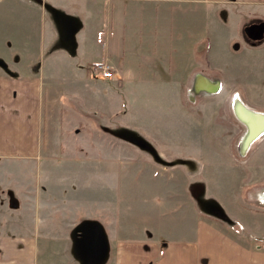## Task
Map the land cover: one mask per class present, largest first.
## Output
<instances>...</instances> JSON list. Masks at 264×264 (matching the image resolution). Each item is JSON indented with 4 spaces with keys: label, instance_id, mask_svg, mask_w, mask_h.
Instances as JSON below:
<instances>
[{
    "label": "rangeland",
    "instance_id": "obj_1",
    "mask_svg": "<svg viewBox=\"0 0 264 264\" xmlns=\"http://www.w3.org/2000/svg\"><path fill=\"white\" fill-rule=\"evenodd\" d=\"M45 5L60 38L68 43L65 50L71 55L78 47V59L86 55L97 63L77 68L71 80L45 77L41 67L32 66L46 81L42 160L34 175L33 162L0 159L4 255L22 231L31 229L34 223L28 220L33 217L60 221L56 227H38L43 235L41 256L61 258L67 251L69 264H84L75 240L85 223L99 224L105 233L107 254L101 264H111L119 239L163 243L193 234L196 220L226 222L239 234L251 232L244 226L250 223L255 231L264 232V135L245 152L242 140L247 130L234 110L235 101H242L264 113V14L239 15L233 10L236 6L208 1L205 5L216 9L221 22L214 24L211 39L198 41L195 74L181 85L180 93L158 81L129 85L125 91L107 48L92 44V26L87 40L77 46L74 36L80 24L76 27L73 19ZM142 18L145 31L152 33L151 17ZM186 19L160 17L161 26L171 30H178ZM66 24L72 28L69 36ZM6 25L12 32L20 26L13 19ZM137 29L135 25L133 30ZM181 44L183 51L188 44ZM56 61L49 64L50 72H71V61L64 57ZM0 67L8 66L0 59ZM104 68L112 72L110 79L103 76ZM129 69L136 73V67ZM201 77L218 82L219 90L206 85L201 91L196 85ZM29 185L34 195L23 196L20 190L30 192L25 187ZM72 219L77 220L74 226L63 222ZM53 235L59 236L58 245L69 237L68 247L49 243L46 236ZM258 239L264 243V237Z\"/></svg>",
    "mask_w": 264,
    "mask_h": 264
},
{
    "label": "crops",
    "instance_id": "obj_2",
    "mask_svg": "<svg viewBox=\"0 0 264 264\" xmlns=\"http://www.w3.org/2000/svg\"><path fill=\"white\" fill-rule=\"evenodd\" d=\"M208 1L212 0H41V4L37 0L0 1V24L3 25V36L0 35V59L8 66L0 67V159L17 160L19 163L33 162V174L38 175L36 164L42 160L40 143L45 118L46 81H43V75H39L35 68L32 69L34 64L42 68L45 77L49 75V78L71 80L77 68L97 63V59L92 60L86 55L82 60L78 59V47L71 55L65 50L68 43L60 38L54 20L43 8L44 4L73 19L76 27L80 24L74 36L77 46L82 40H87V32L92 26V44L100 48L101 43L107 48L105 51L111 56L112 64L119 67L118 74L125 84V91L129 85L136 87L140 83H148L146 81H158L180 93L181 85L190 81L195 74L194 68L198 65V41L211 39L214 24L221 22L217 21L216 9L205 5ZM215 1L236 6L233 10L238 11L239 15L242 11L247 15L264 14V0H235L232 3L225 2L226 0ZM175 15L187 17L185 22L180 23L178 30L175 27L171 30L170 26H161L160 17L172 18ZM146 16L151 17L152 33H147L144 29L146 21L142 17ZM11 19L20 24L13 32L7 29L6 25ZM135 25H138L136 31L133 30ZM9 30L10 34L7 35ZM140 30H143L142 36ZM158 31H163L164 34L160 35ZM8 42L11 47H8ZM182 42L188 44L183 51ZM57 48L59 50L56 52ZM44 56L46 58H43ZM16 57H19L17 62ZM60 57L73 63L70 66L71 72L66 75L49 71V64L55 60L58 62ZM182 59L186 60L185 65H182ZM129 60L132 61L131 65ZM129 67H136V73H132ZM126 98L129 99L127 94ZM179 98L178 104L181 103L182 95L179 94ZM25 187H29L30 192L22 188L20 191L23 196L34 195L31 191L32 185ZM28 200L31 201V198ZM28 221L34 223L29 226L31 229L22 231L19 240L12 242L5 255L3 249H0V264H42V261L49 262L50 258L51 264H62L60 260L66 257V262L63 263L69 264L70 254L67 251L66 257L61 258L56 254H51L49 259L41 256L43 241L40 239L43 235L39 233L38 227H46L47 224L56 227L60 221L35 217ZM63 222H72L71 225L74 226L77 220ZM195 222L194 233L190 236L167 239L163 243L157 240L119 239L111 253L113 258L111 261L110 257V262L264 264V245H260L258 239L264 237V232L255 231L253 226H249L250 223L244 226L252 228L251 232L239 234L233 233L226 222ZM48 238L51 239V242H48L52 245L59 244V236H46L47 240ZM69 242L68 237L67 242L62 239L60 245L68 247ZM105 264L109 262L106 261Z\"/></svg>",
    "mask_w": 264,
    "mask_h": 264
},
{
    "label": "water",
    "instance_id": "obj_3",
    "mask_svg": "<svg viewBox=\"0 0 264 264\" xmlns=\"http://www.w3.org/2000/svg\"><path fill=\"white\" fill-rule=\"evenodd\" d=\"M72 28L66 24L65 31L70 35ZM218 85L215 83V88ZM260 136V135H259ZM75 250L84 264H101L107 254V241L99 224L85 223L76 233Z\"/></svg>",
    "mask_w": 264,
    "mask_h": 264
},
{
    "label": "bare ground",
    "instance_id": "obj_4",
    "mask_svg": "<svg viewBox=\"0 0 264 264\" xmlns=\"http://www.w3.org/2000/svg\"><path fill=\"white\" fill-rule=\"evenodd\" d=\"M196 85L199 87V89L203 88L202 85H208L206 86V88L212 86L213 88L209 89H212L213 91L217 89L215 88V83L211 82L206 78H204L203 80L202 77L196 83ZM234 110L236 111V115L239 117V119L244 124L247 130V133L242 140V148L246 152L248 151V147H250L251 144H253L257 139L264 135V113L252 110L251 108L246 106L242 101H235Z\"/></svg>",
    "mask_w": 264,
    "mask_h": 264
},
{
    "label": "built area",
    "instance_id": "obj_5",
    "mask_svg": "<svg viewBox=\"0 0 264 264\" xmlns=\"http://www.w3.org/2000/svg\"><path fill=\"white\" fill-rule=\"evenodd\" d=\"M103 67H105V66H103ZM102 74H103V76L105 77V78H111L112 77V72L111 71H106V68H104L103 70H102ZM217 83V85H218V87H217V89H216V91L217 90H219V88H220V84L218 83V82H216ZM201 91H205V90H203V89H200ZM215 91V92H216ZM238 225V224H237ZM240 228H241V226H239ZM263 243V242H262ZM263 245H264V243H263Z\"/></svg>",
    "mask_w": 264,
    "mask_h": 264
}]
</instances>
